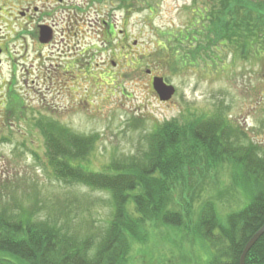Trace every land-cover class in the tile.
Masks as SVG:
<instances>
[{"label": "rangeland", "instance_id": "rangeland-1", "mask_svg": "<svg viewBox=\"0 0 264 264\" xmlns=\"http://www.w3.org/2000/svg\"><path fill=\"white\" fill-rule=\"evenodd\" d=\"M31 2L42 5L41 0H0V18L18 14ZM51 2L53 7L66 8L71 14L77 9L84 19L79 25L82 47L99 48L90 55L91 70L99 78L104 70L111 71L113 78L91 84L86 79L70 88L30 75L28 86L17 89L30 108L48 116V130L52 129L61 146L69 143L66 148H73L74 144L65 128L79 137H96L94 153L80 162L82 166L104 171L115 159L140 155L141 149L147 148V137L154 127L171 120L191 123L200 116L216 113L234 124L242 144L255 145L264 156V51L259 56L258 47L246 48L245 44L246 49L240 48L236 53L224 44L208 50L205 37L195 35V31L199 10H217L213 0ZM62 14L59 11L57 15L58 30L64 26ZM96 19H106L114 26L115 34L123 29L127 40L123 43L115 36L113 51H103L94 31L98 27ZM0 26V37L9 36L3 22ZM193 36L202 38L205 46L201 50H195L200 41L193 40ZM122 45L126 49L121 50ZM6 46L0 82L11 78L13 56H20L23 51L19 43L14 49L10 38ZM212 58L219 62L215 64ZM34 64L40 68L37 61ZM41 72L40 69L38 74ZM153 76L163 77L175 87L170 100L159 99L152 87ZM22 140L29 145L24 147ZM40 145L34 124L30 135L19 132L14 143H0V213L33 214L37 220L62 224L79 240L91 234L98 240L110 219V194L61 179L48 162L49 147ZM195 166L186 185L176 189L171 201L174 209L184 211L183 225L172 227L155 219L147 221L143 240H129L125 264H209L211 249L195 231L202 203L213 202L224 220L228 213L244 208L249 202L248 192L237 182L234 166L229 162ZM208 166L211 170H204L201 176L199 170ZM183 189L189 195L182 196Z\"/></svg>", "mask_w": 264, "mask_h": 264}, {"label": "trees", "instance_id": "trees-1", "mask_svg": "<svg viewBox=\"0 0 264 264\" xmlns=\"http://www.w3.org/2000/svg\"><path fill=\"white\" fill-rule=\"evenodd\" d=\"M213 1L217 10H199L195 31L205 37L206 48L224 44L236 53L254 45L262 56L264 0ZM192 39L200 41L196 51L205 46L199 36ZM154 128L140 155L115 159L104 171H92L80 163L94 153L95 136L79 137L65 128L74 143L73 148H66L70 144L61 146L50 128L47 158L55 174L67 182L108 192L110 219L98 240L92 234L79 240L62 224L37 220L33 214L0 213V264H125L129 240H143L147 221L183 225L184 211L171 204L176 189L186 185L195 164L220 160L234 166L236 180L248 192L249 202L224 220L213 202L202 203L195 231L211 249L209 264H240L246 244L264 225V156L255 145L242 144L234 124L221 113L203 115L191 123L171 120ZM204 170L211 169L208 166L197 173L203 176ZM181 194L189 195L186 189ZM245 264H264V235L247 254Z\"/></svg>", "mask_w": 264, "mask_h": 264}, {"label": "flooded vegetation", "instance_id": "flooded-vegetation-1", "mask_svg": "<svg viewBox=\"0 0 264 264\" xmlns=\"http://www.w3.org/2000/svg\"><path fill=\"white\" fill-rule=\"evenodd\" d=\"M51 1H55L56 4L63 3L65 0H41V6L31 2L28 7L18 10V14L5 16L4 20L0 18V22L5 25L4 29L7 30L5 33L9 32V36L0 37V67L6 55V44L9 38L14 49L17 43L23 47L20 56L18 54L13 56L11 78L0 82V143L2 144L14 143L19 132L30 135L34 124L40 136V146L45 145L46 149L49 147L46 138L50 123L48 116H44L39 110L30 108L26 104L27 101L18 93V86H28L30 75L38 76L36 78L48 81L52 85L64 83L70 85V88L75 84H80L82 80H88L91 84L97 81L104 82L106 79L111 81L113 78L111 71L104 70L99 78L91 70L90 64L93 57L90 55L93 51H99V48L95 45L82 47L79 25L84 19L77 13V9H74L75 13L71 14L66 8L53 7ZM59 11L63 13L61 21L64 26L61 30L57 29L60 23L57 18ZM95 21L98 27L94 31L99 37L98 42L103 51H113L115 36L120 42L127 40L123 29L115 34L114 26L110 25L106 19ZM122 49H126V46L122 45ZM85 53L86 56H83ZM35 61L38 62L40 68L34 67ZM44 62L47 64L44 65ZM110 62L112 66H115L113 60ZM107 63L108 61L105 62L106 67ZM40 69L43 72L38 74ZM21 142L24 147L29 145L27 140Z\"/></svg>", "mask_w": 264, "mask_h": 264}, {"label": "water", "instance_id": "water-1", "mask_svg": "<svg viewBox=\"0 0 264 264\" xmlns=\"http://www.w3.org/2000/svg\"><path fill=\"white\" fill-rule=\"evenodd\" d=\"M150 72V71H149ZM152 86L155 92L158 94L161 101L170 100L175 94V87L168 84L163 77L155 76L152 81ZM264 235V225L250 238L246 244L241 258L240 264H245V259L252 247L257 243V241Z\"/></svg>", "mask_w": 264, "mask_h": 264}]
</instances>
